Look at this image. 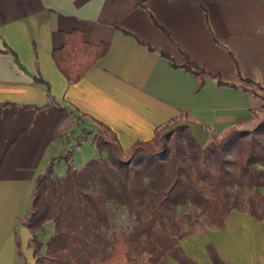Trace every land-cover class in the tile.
<instances>
[{
  "label": "crops",
  "instance_id": "0c3cea01",
  "mask_svg": "<svg viewBox=\"0 0 264 264\" xmlns=\"http://www.w3.org/2000/svg\"><path fill=\"white\" fill-rule=\"evenodd\" d=\"M74 29L108 48L69 81L52 51ZM185 58L207 70L201 82L173 65ZM259 94L264 0H0V103H9L0 109V264H26L18 228L37 177L64 153L79 117L127 148L178 120L209 134L253 126ZM75 136L70 162L81 168ZM157 264H264V220L233 209L223 228L188 231Z\"/></svg>",
  "mask_w": 264,
  "mask_h": 264
},
{
  "label": "trees",
  "instance_id": "16d2710c",
  "mask_svg": "<svg viewBox=\"0 0 264 264\" xmlns=\"http://www.w3.org/2000/svg\"><path fill=\"white\" fill-rule=\"evenodd\" d=\"M107 48L74 29L61 33L52 56L66 78L76 81ZM173 65L200 82L208 73L189 58ZM7 105L0 103V109ZM170 124L123 148L114 132L98 123L100 130L92 135L98 157L81 168L73 167L70 152L50 158L22 221L33 234L28 246L35 264H157L196 223L221 229L233 209L264 220V115L251 127L210 133L203 145L186 126L165 133ZM86 132L81 128L74 146ZM61 159L66 168L58 177L55 164ZM109 203L124 207L132 221L128 227L113 223ZM186 204L195 216L177 213ZM46 223L52 229L44 238Z\"/></svg>",
  "mask_w": 264,
  "mask_h": 264
},
{
  "label": "rangeland",
  "instance_id": "374dc122",
  "mask_svg": "<svg viewBox=\"0 0 264 264\" xmlns=\"http://www.w3.org/2000/svg\"><path fill=\"white\" fill-rule=\"evenodd\" d=\"M259 96L262 98V100L260 99V101L257 103V108H256V114L258 116L264 115V109H261V105L262 107H264V96L260 95ZM85 128L87 130L86 132V137L83 141H80V149H75V153L73 155V158L76 159V164H74L77 167H81L80 164H78L77 162V156L78 157H82V155L84 156V159H86V161H88L89 159H91L92 157H98L99 154L97 153L96 150H94V143L92 141V135L96 134L98 132V129L96 127V125L90 121L88 118L86 117H79L78 119H76L73 123V131L71 130L69 135L66 136L67 141L64 143L65 148L64 153H68L71 152V149L73 148L71 145L73 144V138L76 134H81V128ZM242 127H251V125H247V126H242ZM71 144V145H70ZM74 146V145H73ZM75 147V146H74ZM71 148V149H70ZM102 156H105V152L102 154ZM85 161V162H86ZM64 160L61 161V163H59L61 167L58 166L57 168V162L55 164V169H58L57 171L59 172V170L63 169L62 166L65 168L66 165H64ZM262 190H264V188H262ZM109 213H110V217L113 221V223H115L116 225H120L122 227H128L131 224V219L129 218L126 210L124 209V207H119L117 205H114L113 203H109ZM183 212H187L193 216H195V210L193 208V206L191 204H186L184 207H178L177 209V213L181 214ZM200 226H204L202 223H196L195 224V228L200 227ZM52 227L49 223H46L45 226V230L43 231L44 233V238L47 237V235L50 233Z\"/></svg>",
  "mask_w": 264,
  "mask_h": 264
},
{
  "label": "water",
  "instance_id": "95a60500",
  "mask_svg": "<svg viewBox=\"0 0 264 264\" xmlns=\"http://www.w3.org/2000/svg\"><path fill=\"white\" fill-rule=\"evenodd\" d=\"M180 126H186L189 129L191 137L199 145H203L209 137V130L207 127L202 126L201 124L191 120L184 119L174 121L170 126L165 130V133L172 132L175 128ZM19 241H20V250L26 261V264H35V258L33 255V248L28 246L29 240L33 237L30 229L25 225H20L18 228Z\"/></svg>",
  "mask_w": 264,
  "mask_h": 264
}]
</instances>
